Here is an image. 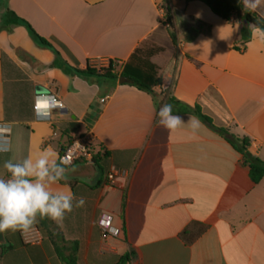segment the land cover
Returning <instances> with one entry per match:
<instances>
[{"label": "crops", "instance_id": "obj_1", "mask_svg": "<svg viewBox=\"0 0 264 264\" xmlns=\"http://www.w3.org/2000/svg\"><path fill=\"white\" fill-rule=\"evenodd\" d=\"M163 1L0 0V122L11 128L0 178L8 179L6 160L49 147L59 154L88 131L91 150L107 154L103 171L80 160L52 186L85 201L62 224L53 221L65 243L56 247L38 222L26 232L8 230L0 264H64L72 243L77 264H115L127 252L134 254L130 264H264V177L254 184L240 155L193 113L198 106L216 128L248 138L249 152L264 162L263 36L253 30L242 47L235 18L225 22L200 1L169 0L173 45ZM244 2L264 18V0ZM23 22L52 50L38 46ZM148 42L163 48L152 59L161 77L155 97L118 79L67 75L54 66V52L78 70L121 65ZM49 95L64 110L39 121L34 107L44 110ZM163 104L184 117L177 129L159 124ZM189 117L199 121L195 130ZM112 169L127 178L110 184ZM106 216L117 236L99 226ZM192 222L207 230L186 246L179 235Z\"/></svg>", "mask_w": 264, "mask_h": 264}, {"label": "trees", "instance_id": "obj_2", "mask_svg": "<svg viewBox=\"0 0 264 264\" xmlns=\"http://www.w3.org/2000/svg\"><path fill=\"white\" fill-rule=\"evenodd\" d=\"M200 1L205 4L210 11L225 22H230L235 18L239 23L238 43L244 47L252 39V31L258 30L264 39V18L254 9L248 7L244 0H185ZM164 18L167 24V32L173 45L177 44L176 36L173 31V14L169 4V0L163 1ZM199 27H206L203 23L196 21ZM30 37L41 48L52 50L50 44L43 38L39 37L30 26L23 22ZM196 32V31H195ZM239 50V48H236ZM163 52V48L142 44L137 47L129 56L127 61L120 66L109 61L105 68L94 69L86 67L85 70L69 68L62 60L58 53L54 66L60 67L67 75H77L83 77H97L102 79L117 80L121 77L127 79L126 84L155 97L154 89L161 85V77L159 75V67L153 63L152 59ZM193 113L202 120L209 128H211L220 137L226 140L232 148L240 155L241 165L247 169L249 177L254 184H258L264 177V162L254 157L249 152L250 140L246 137H239L228 132L224 128H216L209 117L205 116L198 106L193 108ZM60 154V152H59ZM58 154V156H59ZM90 161L94 163L100 171H103L99 163L107 156L106 153L99 150L94 153L90 148ZM9 177V174L7 175ZM124 208V197H122V206ZM38 226H40L47 234L51 242L57 247L64 244L65 241L58 226L49 218L37 217ZM207 230V226L198 222L188 224L180 233V240L186 245L191 246L196 242ZM66 256H61L64 264H77V244L72 243ZM134 254L132 252L124 253L117 258L115 264H130Z\"/></svg>", "mask_w": 264, "mask_h": 264}, {"label": "clouds", "instance_id": "obj_3", "mask_svg": "<svg viewBox=\"0 0 264 264\" xmlns=\"http://www.w3.org/2000/svg\"><path fill=\"white\" fill-rule=\"evenodd\" d=\"M157 115L159 124L168 130H175L185 122L184 117L173 114L171 104H163ZM189 123L193 130L199 127L195 117H189ZM4 168L9 177L0 178V233L29 231L38 216L60 225L67 213L85 203L83 197L77 199L70 190H53V185L66 181L68 172L75 169H70L68 161L58 157L51 147L35 157L6 160Z\"/></svg>", "mask_w": 264, "mask_h": 264}, {"label": "built area", "instance_id": "obj_4", "mask_svg": "<svg viewBox=\"0 0 264 264\" xmlns=\"http://www.w3.org/2000/svg\"><path fill=\"white\" fill-rule=\"evenodd\" d=\"M161 12L163 8L160 7ZM165 19V18H164ZM120 66V64H116ZM44 98V96H37L36 99ZM47 107L41 110L36 104L34 107L37 120L43 122L51 121L52 111H62L64 110V104L54 95L46 96ZM10 132L11 128L8 124L0 122V152H6L9 150L10 146ZM95 139L91 132H85L81 136L73 137L71 141L60 151L58 157L64 158L68 161L69 167L80 160H90V148L94 143ZM127 173L124 170L112 169L106 175L107 181L114 185L117 179H126ZM111 218L106 216L99 222V226L108 234L112 236H117L119 234L118 230H114L110 226Z\"/></svg>", "mask_w": 264, "mask_h": 264}, {"label": "water", "instance_id": "obj_5", "mask_svg": "<svg viewBox=\"0 0 264 264\" xmlns=\"http://www.w3.org/2000/svg\"><path fill=\"white\" fill-rule=\"evenodd\" d=\"M119 83H126L127 79L124 77H121L118 79ZM5 244V237H4V233H0V246H3Z\"/></svg>", "mask_w": 264, "mask_h": 264}, {"label": "rangeland", "instance_id": "obj_6", "mask_svg": "<svg viewBox=\"0 0 264 264\" xmlns=\"http://www.w3.org/2000/svg\"><path fill=\"white\" fill-rule=\"evenodd\" d=\"M1 6V5H0ZM147 45H152V46H157V45H155L154 43H151V42H148V43H146ZM107 66V63L106 64H97L96 65V67H97V69H101V68H105ZM101 167H103L104 168V166H101Z\"/></svg>", "mask_w": 264, "mask_h": 264}]
</instances>
